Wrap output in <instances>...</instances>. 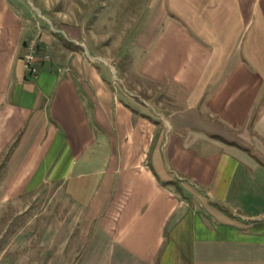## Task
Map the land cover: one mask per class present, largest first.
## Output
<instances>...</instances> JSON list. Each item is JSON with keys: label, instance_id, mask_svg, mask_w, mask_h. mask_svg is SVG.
Returning a JSON list of instances; mask_svg holds the SVG:
<instances>
[{"label": "crops", "instance_id": "crops-1", "mask_svg": "<svg viewBox=\"0 0 264 264\" xmlns=\"http://www.w3.org/2000/svg\"><path fill=\"white\" fill-rule=\"evenodd\" d=\"M139 22L127 70L75 26L28 65L0 0L1 191L57 186L136 264H264V0H150Z\"/></svg>", "mask_w": 264, "mask_h": 264}, {"label": "rangeland", "instance_id": "rangeland-1", "mask_svg": "<svg viewBox=\"0 0 264 264\" xmlns=\"http://www.w3.org/2000/svg\"><path fill=\"white\" fill-rule=\"evenodd\" d=\"M24 17L29 38L61 26L83 30L84 40L112 63V71L129 66L139 19L150 0H6ZM121 66V67H120ZM139 91L145 98L146 90ZM4 159H0V264H136L120 256L84 211L57 189L42 186L8 197L1 191Z\"/></svg>", "mask_w": 264, "mask_h": 264}, {"label": "built area", "instance_id": "built-area-1", "mask_svg": "<svg viewBox=\"0 0 264 264\" xmlns=\"http://www.w3.org/2000/svg\"><path fill=\"white\" fill-rule=\"evenodd\" d=\"M36 47V43L35 40L30 41L29 47L27 48V63L28 65H31L30 63H32V59L34 58V54H35V48Z\"/></svg>", "mask_w": 264, "mask_h": 264}]
</instances>
